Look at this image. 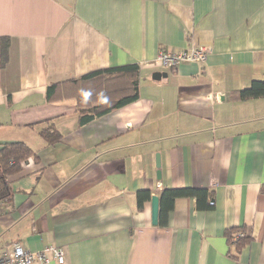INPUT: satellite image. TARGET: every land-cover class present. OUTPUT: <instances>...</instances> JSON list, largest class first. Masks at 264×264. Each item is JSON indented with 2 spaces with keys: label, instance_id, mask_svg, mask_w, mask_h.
<instances>
[{
  "label": "crops",
  "instance_id": "crops-1",
  "mask_svg": "<svg viewBox=\"0 0 264 264\" xmlns=\"http://www.w3.org/2000/svg\"><path fill=\"white\" fill-rule=\"evenodd\" d=\"M2 38L0 143L35 157L8 177L0 254L19 244L62 249L63 263L37 264H264V98L230 99L264 79V0H0ZM199 46L204 63H154L158 47ZM128 64L138 99L86 124L73 99H46L53 84ZM188 187L205 195L175 198L152 224L151 197ZM230 229L247 238L240 249Z\"/></svg>",
  "mask_w": 264,
  "mask_h": 264
},
{
  "label": "trees",
  "instance_id": "trees-1",
  "mask_svg": "<svg viewBox=\"0 0 264 264\" xmlns=\"http://www.w3.org/2000/svg\"><path fill=\"white\" fill-rule=\"evenodd\" d=\"M8 39H1L0 50L6 54ZM139 67L137 64H128L106 68L88 73L80 78L53 84L46 88L48 102L56 100L73 99L76 111L80 115V123L86 124L94 118L115 111L138 99ZM264 98V79L253 80L250 85L230 94L231 100H251ZM40 130V135L48 144L59 141V135L49 123ZM29 157H35L34 153L22 142L0 143V200L10 196V184L8 177L18 174L22 170V164ZM205 195L203 190L193 188L164 189L159 194V223L163 224L167 211L177 197H200ZM150 198L148 190L137 193L138 205ZM210 207V206H209ZM234 229L226 232L228 239L233 238ZM247 238L237 240L240 249Z\"/></svg>",
  "mask_w": 264,
  "mask_h": 264
},
{
  "label": "built area",
  "instance_id": "built-area-1",
  "mask_svg": "<svg viewBox=\"0 0 264 264\" xmlns=\"http://www.w3.org/2000/svg\"><path fill=\"white\" fill-rule=\"evenodd\" d=\"M209 47H188L178 52H169L162 47H158L154 63L162 67L173 68L182 62L204 63L210 54ZM217 179L209 181L210 187H213ZM242 235L233 236L232 242H236ZM50 255L55 258L57 263H63L64 255L60 248L54 246L45 247L40 251H29L23 249L19 244H14L10 250L2 251L0 254V264H37L49 260Z\"/></svg>",
  "mask_w": 264,
  "mask_h": 264
},
{
  "label": "water",
  "instance_id": "water-1",
  "mask_svg": "<svg viewBox=\"0 0 264 264\" xmlns=\"http://www.w3.org/2000/svg\"><path fill=\"white\" fill-rule=\"evenodd\" d=\"M166 73L165 72H159V71H155L154 73H152V80H160L162 77H166ZM155 166H156V177L157 179H160L161 177V173H160V160H159V156L156 155L155 156ZM158 208H159V198L156 195H153L151 197V222L152 224H156L157 223V219H158Z\"/></svg>",
  "mask_w": 264,
  "mask_h": 264
}]
</instances>
